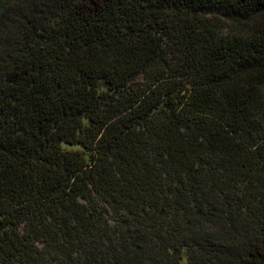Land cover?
I'll return each instance as SVG.
<instances>
[{"label": "trees", "instance_id": "trees-1", "mask_svg": "<svg viewBox=\"0 0 264 264\" xmlns=\"http://www.w3.org/2000/svg\"><path fill=\"white\" fill-rule=\"evenodd\" d=\"M0 264H264V0H0Z\"/></svg>", "mask_w": 264, "mask_h": 264}]
</instances>
